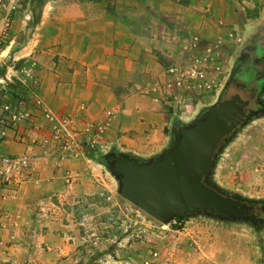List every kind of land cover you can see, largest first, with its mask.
<instances>
[{
    "label": "crops",
    "instance_id": "1",
    "mask_svg": "<svg viewBox=\"0 0 264 264\" xmlns=\"http://www.w3.org/2000/svg\"><path fill=\"white\" fill-rule=\"evenodd\" d=\"M169 2L167 7L158 8L155 0H142L141 5L133 0V20L131 13L102 14L94 20L85 2H70L61 17L67 30L60 27L52 35L60 54L58 61L53 56L47 59L48 56L41 54L38 60L32 55L35 41L30 37L24 39L17 21L12 39L0 47V76H4L13 62L36 58L40 63L39 88L34 91L16 81L8 84L12 93L32 100L37 92L58 113L75 110L80 103H86L87 110L78 122L79 127L84 120L98 117L106 108L119 107V117L100 147L123 145L121 152L149 160L171 146L174 140L170 132L174 134L175 129L170 126L173 114L163 101L147 93L148 85L164 76V59L172 62L180 58L182 38L197 34L214 39L219 35L213 28L216 21L203 22L192 8L195 4ZM55 5L51 2L49 8ZM47 15L45 11L42 25L36 29L43 27ZM33 111L36 135L48 139L47 120L36 108ZM30 129V123L24 121L18 131L10 129L0 136L1 154H27L30 161L21 184L0 189V236L22 239L27 246L33 243L39 252L50 247L53 251L49 252V264H55L60 254L68 256L76 249V241L70 240L73 232L68 231L77 230L76 202L80 199L75 190L81 177L73 170L89 158L86 154L90 151L58 166L56 155L46 154L20 138L19 131L26 134ZM59 229L65 231L64 235ZM47 254L43 253L35 264H48Z\"/></svg>",
    "mask_w": 264,
    "mask_h": 264
},
{
    "label": "rangeland",
    "instance_id": "2",
    "mask_svg": "<svg viewBox=\"0 0 264 264\" xmlns=\"http://www.w3.org/2000/svg\"><path fill=\"white\" fill-rule=\"evenodd\" d=\"M72 1L85 2L94 20L102 14L117 16L118 13H131L133 20V0H6L10 10V39L18 21L24 39L30 37L35 41L32 55L38 60L41 54L48 56L47 59L53 56L58 61L60 54L52 35L60 27L67 30L61 17L65 15L64 7ZM135 1L142 4V0ZM179 1L195 4L192 8L203 22L216 21L213 28L228 41L231 68L247 46L258 43L264 46V0ZM51 2L57 4L52 9ZM155 2L158 8L170 3L169 0ZM45 11L48 13L45 24L36 29L42 25ZM164 62L165 67L170 63L166 59ZM235 91L230 88L226 97ZM200 108L185 117L184 122L196 118ZM181 124L177 116H171L170 126L175 131ZM170 135L174 140L175 132ZM116 150L124 151L123 145L99 147L88 152L89 158L74 168L81 177L75 190L80 199L75 214L78 225L77 230L68 232H73L70 240L76 241V249L68 256L60 254L55 264H264V224L224 220L206 213L174 218L166 223L126 200L120 194L119 179L103 160L106 154ZM209 182L228 194L264 201V112L251 118L222 145ZM58 232L64 235L65 231ZM33 246V243L27 246L22 239L1 235L0 264H35L43 253H48L45 259L49 264V252L53 250L46 246L39 252ZM154 252L158 254L155 256Z\"/></svg>",
    "mask_w": 264,
    "mask_h": 264
},
{
    "label": "built area",
    "instance_id": "3",
    "mask_svg": "<svg viewBox=\"0 0 264 264\" xmlns=\"http://www.w3.org/2000/svg\"><path fill=\"white\" fill-rule=\"evenodd\" d=\"M9 11L6 0H0V44L11 40ZM228 51V41L220 34L214 39H206L197 34L182 38L180 58L166 66L162 78L148 85L147 93L163 101L182 122L201 106L197 116L221 96L231 70ZM38 68V60L29 57L20 63L13 62L4 76H0V90H3L0 97V136L10 129L18 131L22 122H29L30 131L26 134L19 131L20 138L40 147L46 154L56 155L58 166L69 159L83 156L87 151L98 149L107 131L119 117V107L106 108L96 118L83 119L79 127L78 122L87 110L86 103H80L75 110L58 113L37 92L32 100L25 95L12 93L8 84L16 81L37 90L40 86ZM33 107L42 113L49 124L48 139H41L35 133L36 115ZM29 165L27 154L0 153V189H10L21 184ZM157 254L154 252L155 256Z\"/></svg>",
    "mask_w": 264,
    "mask_h": 264
},
{
    "label": "water",
    "instance_id": "4",
    "mask_svg": "<svg viewBox=\"0 0 264 264\" xmlns=\"http://www.w3.org/2000/svg\"><path fill=\"white\" fill-rule=\"evenodd\" d=\"M253 56L251 63L264 70V60L256 61L255 51ZM248 104L240 93L221 97L191 122L182 123L171 146L149 160L125 152L106 154L103 160L119 179L120 194L166 223L200 213L256 223L254 201L228 194L209 182L222 145L259 113L247 109Z\"/></svg>",
    "mask_w": 264,
    "mask_h": 264
},
{
    "label": "flooded vegetation",
    "instance_id": "5",
    "mask_svg": "<svg viewBox=\"0 0 264 264\" xmlns=\"http://www.w3.org/2000/svg\"><path fill=\"white\" fill-rule=\"evenodd\" d=\"M254 51H257L256 61L260 62L264 60V46H262V44L258 43L254 46H247L246 50H244V53L240 56L238 62L231 68L228 81H226L224 85V89L221 93L220 98L226 97L227 92L230 90V88L233 87L236 90L235 93H240L244 99L249 100L247 109H253L255 111L259 110L258 114H260L264 112V91L261 94V90L264 87V70H258L251 63L255 60L253 59ZM247 59L251 60L247 62ZM242 63L244 64L242 65ZM252 201L255 202V214L258 216L259 219L256 223L263 225L264 201Z\"/></svg>",
    "mask_w": 264,
    "mask_h": 264
},
{
    "label": "trees",
    "instance_id": "6",
    "mask_svg": "<svg viewBox=\"0 0 264 264\" xmlns=\"http://www.w3.org/2000/svg\"><path fill=\"white\" fill-rule=\"evenodd\" d=\"M178 123L181 124V123H183V122L180 121V120H178ZM115 152H117V153H121V151H119V150H116ZM178 218L183 219L184 217H178Z\"/></svg>",
    "mask_w": 264,
    "mask_h": 264
}]
</instances>
